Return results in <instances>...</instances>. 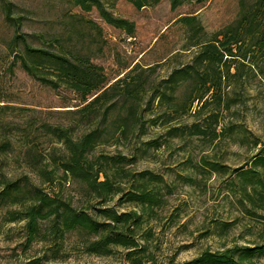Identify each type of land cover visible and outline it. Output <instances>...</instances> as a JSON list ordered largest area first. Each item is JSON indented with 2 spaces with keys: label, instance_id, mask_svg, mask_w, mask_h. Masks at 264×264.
Instances as JSON below:
<instances>
[{
  "label": "rangeland",
  "instance_id": "1",
  "mask_svg": "<svg viewBox=\"0 0 264 264\" xmlns=\"http://www.w3.org/2000/svg\"><path fill=\"white\" fill-rule=\"evenodd\" d=\"M208 5V0L193 1L173 8L170 0H162L155 7L135 10L132 18L142 25V33L130 37L108 24L95 7L86 12L73 0H0V172L10 179L27 174L46 191L70 199L79 208L89 207L93 200L80 183L62 176V170L55 181L45 182L31 171V165L56 167L67 154L63 141L47 129L49 125L74 127L75 137L99 127L101 138L95 154L127 155L130 164L125 166L134 173L149 171L155 180L146 185L161 198L154 214L144 218L143 229H151L150 238L142 240V252L128 260L121 247L106 256L86 253L76 231L58 243L48 235L47 240L27 244L25 222L6 221L8 211L20 209L17 198L11 196L0 205V264H22L32 257H44V264H190L206 250L264 243V221L254 214L261 210H244L239 189L241 168L251 167L253 156L264 147L263 76L242 67L240 75L230 77V83L236 82L238 88L228 99L211 103L200 112V102L185 113L170 112L166 106L155 108L157 101L151 108V91L145 85L138 94L141 106L136 109L143 126L130 129L125 136L123 121L128 111L123 100L96 120L84 119L72 112L86 104L74 90L43 84L18 58L24 53L23 41L15 40L20 35L35 47H49L47 40L61 33L70 50L90 55L113 83L140 62L176 19L195 15ZM233 5L235 1L222 6L225 17L233 14ZM9 13L13 20L7 18ZM84 19L97 23L101 31ZM193 51H182L176 60H163L150 79L167 76L174 66L188 61ZM235 72L232 67L231 73ZM191 89L183 86L181 96L186 98ZM96 108L103 113L101 103ZM206 117L208 135L193 134V125L203 123ZM170 118L173 120L167 123ZM170 126L184 129L170 130ZM176 133L179 136H174ZM3 140L12 144L5 148ZM147 141L152 143L146 145ZM133 184L132 179L123 185L128 189ZM121 200L119 194L107 205L119 211L136 208ZM143 229L137 230L138 236ZM257 261L264 264V257Z\"/></svg>",
  "mask_w": 264,
  "mask_h": 264
},
{
  "label": "trees",
  "instance_id": "2",
  "mask_svg": "<svg viewBox=\"0 0 264 264\" xmlns=\"http://www.w3.org/2000/svg\"><path fill=\"white\" fill-rule=\"evenodd\" d=\"M161 1L73 0L86 12L95 7L108 24L124 30L130 37H138L142 33V25L132 18V12L147 6L155 7ZM193 1L201 3L207 0H170L173 8ZM208 1L209 5L199 13L181 16L170 24L140 62L113 83L103 66L94 63L90 55L70 50L61 33L53 34L47 40L49 47H35L20 35L15 40L23 41L24 53L18 58L22 67L36 80L54 89L66 87L74 90L86 104L72 112L83 115L84 119L91 117V120H96L123 100L128 112L123 121L122 134L128 136L130 129L134 131L143 126L137 119L136 109L141 106L138 94L145 85L151 91L150 107L157 101L155 108L166 106L170 112L183 110L185 113L192 109L195 102H200V112L211 103L221 104L228 99L230 93L238 88L236 82L230 83V77L240 75L242 67H249L264 77V0ZM233 1L234 12L225 17L222 6L226 3L231 5ZM7 18L13 20L10 13ZM84 21L101 31L94 21ZM190 50L194 51L188 61L174 66L161 79H150L156 65L162 64L165 59L176 60L182 51ZM232 67L236 68L235 73H231ZM183 86L192 88L186 98L180 94ZM99 103L103 113L96 108ZM208 119L206 117L203 123H195L193 134L208 135ZM172 120L170 118L166 122ZM47 129L63 141L67 154L56 167L31 165V171L45 182H53L58 170H62V176L80 183L93 201L89 207L79 208L70 199L35 184L27 174L10 179L0 172V205L11 196L16 197L20 204V209L8 211L6 221L25 222L27 244L47 240L48 235L58 243L67 233L76 231L81 235L84 251L88 254L111 255L117 247H121L126 250L128 260L135 259L133 255L140 250L142 252L141 241L148 240L152 234L151 229H143L145 215L152 216L154 207L161 200L159 193L146 185L155 180L153 175L149 171L134 173L125 166L130 164V160L122 153L95 154V147L101 138L99 127L79 137H75V129L71 126L49 125ZM174 136L179 135L176 133ZM151 143L147 141L146 145ZM11 144V141L1 142L5 148ZM207 165L217 168L212 163ZM241 170L242 185L239 189L244 210L260 209V214L256 211L254 214L264 221V147L253 156L251 167ZM132 179L136 184L126 189L123 184ZM119 194H122L121 202L134 204L136 208L119 211L108 206L107 203ZM138 229H143L140 236ZM262 257L264 243L253 242L252 245H235L223 251L206 250L190 264H258L257 260ZM44 261V257H32L22 264H44Z\"/></svg>",
  "mask_w": 264,
  "mask_h": 264
}]
</instances>
